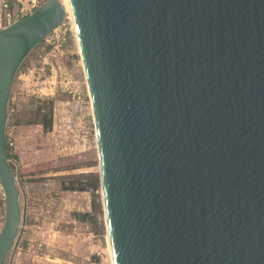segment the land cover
I'll use <instances>...</instances> for the list:
<instances>
[{
  "label": "water",
  "instance_id": "1",
  "mask_svg": "<svg viewBox=\"0 0 264 264\" xmlns=\"http://www.w3.org/2000/svg\"><path fill=\"white\" fill-rule=\"evenodd\" d=\"M112 264H264V0H68ZM0 28V264L25 210L6 141L15 75L61 25Z\"/></svg>",
  "mask_w": 264,
  "mask_h": 264
},
{
  "label": "rangeland",
  "instance_id": "2",
  "mask_svg": "<svg viewBox=\"0 0 264 264\" xmlns=\"http://www.w3.org/2000/svg\"><path fill=\"white\" fill-rule=\"evenodd\" d=\"M66 17L23 61L11 88L6 140L13 142L10 164L21 182L25 220L5 264H112L92 112L68 10ZM37 107L51 109L49 130L40 124L13 129L15 121L32 119ZM70 183L86 190H62ZM4 211L0 188V228ZM74 213L89 217L81 221Z\"/></svg>",
  "mask_w": 264,
  "mask_h": 264
},
{
  "label": "trees",
  "instance_id": "3",
  "mask_svg": "<svg viewBox=\"0 0 264 264\" xmlns=\"http://www.w3.org/2000/svg\"><path fill=\"white\" fill-rule=\"evenodd\" d=\"M9 11L12 13H15L17 8L13 9L12 7L15 5L13 4V0H9ZM41 107H37L35 112H34V117L27 122L21 123L19 121H15V125H30V124H40L43 129L49 130L52 125V114H51V109H49L48 113H43L41 111ZM8 146V145H7ZM8 156L9 158H15L16 156H13L10 153V147H8ZM12 168V165H11ZM62 190H71V191H85L86 186L79 185V186H74L71 183L68 185H62ZM74 216L77 217L78 220L85 221L87 217H89L88 213H74Z\"/></svg>",
  "mask_w": 264,
  "mask_h": 264
},
{
  "label": "built area",
  "instance_id": "4",
  "mask_svg": "<svg viewBox=\"0 0 264 264\" xmlns=\"http://www.w3.org/2000/svg\"><path fill=\"white\" fill-rule=\"evenodd\" d=\"M8 2L9 0H0V28L10 24L12 21L17 19L18 17L25 15L26 9H24L23 6H21L20 8L17 7V10L15 13L10 12ZM29 3L31 6L29 11H31L34 7H36L39 4V0L37 1L30 0ZM66 18L67 17L65 16V19ZM65 19L63 20L61 25L57 28H60L61 26L65 24ZM57 28L55 30H57ZM55 30H53V32ZM6 141H7L8 147L11 148V146H13V142L11 141V139L8 138Z\"/></svg>",
  "mask_w": 264,
  "mask_h": 264
},
{
  "label": "crops",
  "instance_id": "5",
  "mask_svg": "<svg viewBox=\"0 0 264 264\" xmlns=\"http://www.w3.org/2000/svg\"><path fill=\"white\" fill-rule=\"evenodd\" d=\"M15 1L18 3L17 6H19V4H20L19 7L23 6V8L27 10V13L30 12L29 11L30 10V7H31L30 6V3H29L30 0H24L23 2L21 0H15ZM35 1H37V0H35ZM26 3H27V5H26ZM16 127H19V126L13 125V129L16 128Z\"/></svg>",
  "mask_w": 264,
  "mask_h": 264
},
{
  "label": "bare ground",
  "instance_id": "6",
  "mask_svg": "<svg viewBox=\"0 0 264 264\" xmlns=\"http://www.w3.org/2000/svg\"><path fill=\"white\" fill-rule=\"evenodd\" d=\"M61 1V0H60ZM62 2V1H61ZM65 4H64V3ZM63 5H64V7H65V10H66V12H67V10L71 13V10H70V7H69V1L68 0H63ZM71 16H72V13H71ZM75 26V25H74Z\"/></svg>",
  "mask_w": 264,
  "mask_h": 264
}]
</instances>
